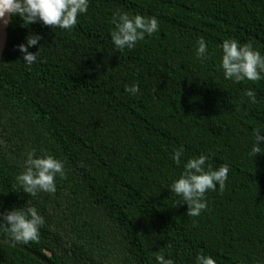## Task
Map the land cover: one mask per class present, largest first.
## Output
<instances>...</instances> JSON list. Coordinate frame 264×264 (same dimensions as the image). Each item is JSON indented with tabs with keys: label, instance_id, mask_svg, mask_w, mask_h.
Masks as SVG:
<instances>
[{
	"label": "trees",
	"instance_id": "trees-1",
	"mask_svg": "<svg viewBox=\"0 0 264 264\" xmlns=\"http://www.w3.org/2000/svg\"><path fill=\"white\" fill-rule=\"evenodd\" d=\"M155 17L131 50L113 49L114 14ZM0 65V221L34 207L39 241H0V264H264V79L233 83L219 65L225 39L264 55V0H88L71 30L40 21L8 26ZM36 63L24 64L19 45ZM206 59L195 55L197 40ZM39 50V56L37 55ZM135 83L129 95L125 86ZM251 88L256 104L243 90ZM264 135V132H262ZM182 149L180 164L172 161ZM63 163L56 190L29 196L16 183L26 153ZM229 168L198 216L171 191L187 159ZM0 239L11 240L4 229ZM19 243V242H18Z\"/></svg>",
	"mask_w": 264,
	"mask_h": 264
},
{
	"label": "clouds",
	"instance_id": "clouds-1",
	"mask_svg": "<svg viewBox=\"0 0 264 264\" xmlns=\"http://www.w3.org/2000/svg\"><path fill=\"white\" fill-rule=\"evenodd\" d=\"M88 0H0V27H7L13 18H18L21 27H27L37 20L44 25L54 26L62 30H71L77 23V17L86 13ZM111 23L114 29L110 32V40L113 49L123 51L131 50L138 41L145 36H151L158 29V22L155 17H143L139 14L129 15L128 13L114 14ZM40 39L39 36H29L26 45H19V51L23 53L24 64L36 63L32 53L26 51L27 47L35 45ZM195 55L198 59L206 57V45L201 38L196 42ZM221 55L219 65L225 80L233 83L245 80L256 82L264 79V55L254 50L249 43H240L234 39H225L219 45ZM37 55L39 56V50ZM124 91L129 95L138 92V86L133 83L125 86ZM242 95L247 97L249 104H256V95L253 89L243 90ZM261 130H252V142L248 154L254 157L262 153L261 144H264V135ZM183 150H175L171 159L174 163L180 164V157ZM205 155L187 159L183 164V170L179 177L171 185V191L181 197L188 204V216H198L205 209L206 203L204 194L209 190H216L218 187L223 190L229 168L221 165L212 169L206 166ZM25 163L29 165L24 171L15 177L16 183L29 196H35L36 190H44L53 193L56 190L54 180L56 177H63V163L52 155L35 156L34 151L26 153ZM43 217L38 214L34 207L26 211L17 210L6 215L0 221V229H4L9 238L14 242L28 243L39 241V229L42 227ZM155 264H174L171 258L165 259L163 254L154 256ZM195 264H216L215 260L208 255L198 254L195 257Z\"/></svg>",
	"mask_w": 264,
	"mask_h": 264
},
{
	"label": "water",
	"instance_id": "water-1",
	"mask_svg": "<svg viewBox=\"0 0 264 264\" xmlns=\"http://www.w3.org/2000/svg\"><path fill=\"white\" fill-rule=\"evenodd\" d=\"M8 26L7 27H0V65H1V62H2V60H1L2 53H3V51L5 49V46H6V38H7V34H8V30H7L8 29ZM0 241H3L5 243H9V244L15 245L16 247L21 248V249H23L25 251H28L31 254L35 255L40 260H42L44 262H47V260L41 254H39V253H37V252L29 249L28 247L22 245L21 243L14 242L12 240H4V239H0Z\"/></svg>",
	"mask_w": 264,
	"mask_h": 264
}]
</instances>
